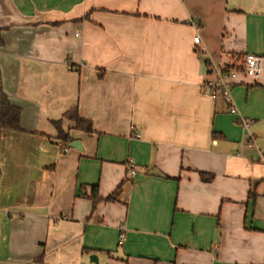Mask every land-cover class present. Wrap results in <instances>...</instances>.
Listing matches in <instances>:
<instances>
[{"label":"crops","instance_id":"0c3cea01","mask_svg":"<svg viewBox=\"0 0 264 264\" xmlns=\"http://www.w3.org/2000/svg\"><path fill=\"white\" fill-rule=\"evenodd\" d=\"M0 30V264H264V82L236 116L203 89L264 56V0H0ZM73 108L79 149L52 124Z\"/></svg>","mask_w":264,"mask_h":264},{"label":"built area","instance_id":"2783aa9c","mask_svg":"<svg viewBox=\"0 0 264 264\" xmlns=\"http://www.w3.org/2000/svg\"><path fill=\"white\" fill-rule=\"evenodd\" d=\"M195 44H199L200 37L194 39ZM208 78L204 82V94L206 97L216 101L223 100L227 106L229 113L238 115V110L235 106L233 92L238 82L239 77L250 80L252 83L264 82V56L256 54L244 55H228L218 63H211L207 66ZM240 123L243 127L249 126V121L240 118ZM135 137H139L138 134ZM63 152H67L68 148L61 146ZM259 161L264 164V154L260 156ZM127 177L133 179L137 174L135 163L129 160L126 164ZM124 229L121 233L120 243L125 240Z\"/></svg>","mask_w":264,"mask_h":264},{"label":"trees","instance_id":"16d2710c","mask_svg":"<svg viewBox=\"0 0 264 264\" xmlns=\"http://www.w3.org/2000/svg\"><path fill=\"white\" fill-rule=\"evenodd\" d=\"M1 33L2 30H0V46H3L4 42ZM64 119L72 122L74 125L73 129L76 131H80L88 135L94 133L92 122L81 118L78 109L73 108L72 110L66 112L61 120L52 123L58 132L57 140L64 146H68L73 142L70 132H65L62 128V121ZM20 122L21 110L10 102L8 96L0 87V134L3 130L22 132ZM200 176L205 182H209L213 179V176L207 173H200ZM97 192V188L93 186L92 196L94 198L97 197Z\"/></svg>","mask_w":264,"mask_h":264},{"label":"water","instance_id":"95a60500","mask_svg":"<svg viewBox=\"0 0 264 264\" xmlns=\"http://www.w3.org/2000/svg\"><path fill=\"white\" fill-rule=\"evenodd\" d=\"M79 145H80V142L79 141H73L71 144H70V148L72 149H79ZM91 261H96L97 262V258L96 256H92L90 258Z\"/></svg>","mask_w":264,"mask_h":264},{"label":"rangeland","instance_id":"374dc122","mask_svg":"<svg viewBox=\"0 0 264 264\" xmlns=\"http://www.w3.org/2000/svg\"><path fill=\"white\" fill-rule=\"evenodd\" d=\"M248 128V127H247Z\"/></svg>","mask_w":264,"mask_h":264}]
</instances>
